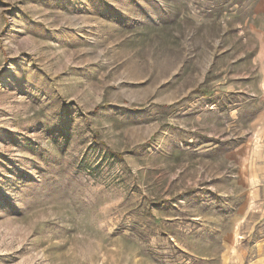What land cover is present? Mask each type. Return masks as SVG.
Returning <instances> with one entry per match:
<instances>
[{"label": "rangeland", "instance_id": "1", "mask_svg": "<svg viewBox=\"0 0 264 264\" xmlns=\"http://www.w3.org/2000/svg\"><path fill=\"white\" fill-rule=\"evenodd\" d=\"M0 264H264V0H0Z\"/></svg>", "mask_w": 264, "mask_h": 264}]
</instances>
